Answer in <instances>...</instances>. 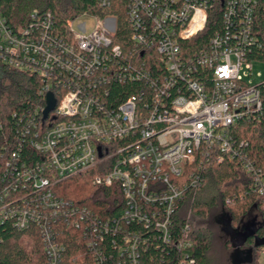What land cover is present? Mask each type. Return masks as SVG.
I'll return each instance as SVG.
<instances>
[{"label":"built area","instance_id":"2783aa9c","mask_svg":"<svg viewBox=\"0 0 264 264\" xmlns=\"http://www.w3.org/2000/svg\"><path fill=\"white\" fill-rule=\"evenodd\" d=\"M215 7L221 30L193 48ZM258 14L264 0H126V44L116 41L114 16L84 13L62 31L48 13H31L18 29L0 17V65L38 79L33 114L41 121L22 128L32 155L17 144L2 168L0 245L1 231L12 230L36 238L37 264H142L151 245L174 264H194L189 225L176 226L174 216L207 165L226 158L241 162L264 205V174L230 132L264 122V82L247 80L257 62L247 54L260 48ZM48 94L55 106L43 119ZM90 171L93 185L118 192L117 215L56 193L61 181ZM61 225L80 236L74 259Z\"/></svg>","mask_w":264,"mask_h":264},{"label":"trees","instance_id":"16d2710c","mask_svg":"<svg viewBox=\"0 0 264 264\" xmlns=\"http://www.w3.org/2000/svg\"><path fill=\"white\" fill-rule=\"evenodd\" d=\"M126 0H111L105 7H98L97 0H0V17L13 29L26 26L30 22L31 13L35 12L39 17L50 14L55 27L62 31L66 20L81 14L98 17L114 16L117 19L118 29L116 41L126 44L128 27L125 21ZM222 9L215 7L208 11V21L202 34L194 40L193 48L206 44L213 34L221 30ZM260 19L256 25L255 33L260 42V48L251 49L247 58L264 64V19ZM40 82L28 73L11 69L0 65V176L7 155L17 149L21 144L20 154L32 155L25 145L27 134L22 131L27 127V122L33 119L40 126V116L33 111L40 99L37 95ZM128 85H120L119 89H125ZM264 95V85L261 87ZM120 96V95H119ZM231 136L237 145L242 142V151L247 159L264 174V122H241L230 128ZM29 128L28 136H31ZM34 154V153H33ZM93 172H85L77 176L61 181L56 186V193L65 198L79 203L91 209L99 216H115L118 213L120 196L115 190L93 185ZM201 185L196 189L188 190L174 216L176 226L188 224L190 236L193 242L192 257L194 264H211L208 260L213 232L218 229V217L226 216L232 230L256 218L259 226L256 236L264 239V205L262 198L252 186V177L246 174L241 162L234 158L224 159L221 163L207 165L203 178H199ZM112 207V209H108ZM257 217L260 222L257 221ZM62 241L66 245L67 255L74 259L80 246V236L71 229L61 225ZM222 227V226H221ZM220 227V232H221ZM66 229V230H65ZM222 233V232H221ZM3 241L0 245V264H37L33 257L37 256L39 249L36 238L23 236L12 230L1 231ZM223 234V233H222ZM224 245L231 248L229 238ZM21 238H30L33 246L27 251L28 245H23ZM252 239L244 245V249H252L253 256L264 249V246L254 248ZM79 247V248H78ZM232 253V251H231ZM230 253V254H231ZM160 255L164 261H160ZM142 264H174L170 253L155 246L142 255ZM230 261V260H229ZM78 264V263H76ZM231 264V263H230Z\"/></svg>","mask_w":264,"mask_h":264},{"label":"water","instance_id":"95a60500","mask_svg":"<svg viewBox=\"0 0 264 264\" xmlns=\"http://www.w3.org/2000/svg\"><path fill=\"white\" fill-rule=\"evenodd\" d=\"M46 104L47 106L42 113L43 119L47 118L48 114L55 106V101L51 94L46 96ZM217 222L221 224V232L229 238L231 243L232 253L229 256L231 264H245L251 262L252 249L241 250L248 240H253L254 248L264 246V239H260L256 236L259 226L255 217L244 223L240 229L235 230L230 228L229 221L224 215L219 216Z\"/></svg>","mask_w":264,"mask_h":264},{"label":"rangeland","instance_id":"374dc122","mask_svg":"<svg viewBox=\"0 0 264 264\" xmlns=\"http://www.w3.org/2000/svg\"><path fill=\"white\" fill-rule=\"evenodd\" d=\"M86 22L87 28L91 31L93 28L92 21L87 20ZM231 61L232 63H234L233 59H231ZM251 67V77H248L247 80L251 81V83L253 84L264 82V64L259 62H252ZM257 221L260 222V219L258 217ZM220 227L221 225H218V229L215 228L213 232L212 242L207 257L211 264H230L229 256L232 250L230 247L224 245V241L226 238L220 232ZM21 241L24 246L28 245L26 247L27 251L29 249H32L33 243L30 238H21ZM33 258L36 262H39L36 256ZM253 259L255 264H264V249L258 251L255 256H253Z\"/></svg>","mask_w":264,"mask_h":264},{"label":"clouds","instance_id":"9594fccd","mask_svg":"<svg viewBox=\"0 0 264 264\" xmlns=\"http://www.w3.org/2000/svg\"><path fill=\"white\" fill-rule=\"evenodd\" d=\"M74 95V94H73ZM67 102V97L65 98V101L61 103V108L63 109L64 104Z\"/></svg>","mask_w":264,"mask_h":264},{"label":"flooded vegetation","instance_id":"af4514ba","mask_svg":"<svg viewBox=\"0 0 264 264\" xmlns=\"http://www.w3.org/2000/svg\"><path fill=\"white\" fill-rule=\"evenodd\" d=\"M225 241H226V239H225ZM241 250H245L244 248H242Z\"/></svg>","mask_w":264,"mask_h":264}]
</instances>
